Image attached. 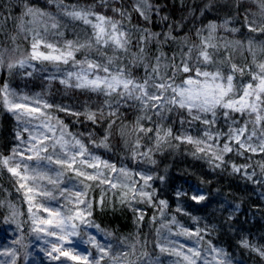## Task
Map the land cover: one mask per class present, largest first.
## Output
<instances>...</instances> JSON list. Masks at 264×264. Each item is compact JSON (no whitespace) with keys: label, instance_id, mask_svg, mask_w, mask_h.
<instances>
[{"label":"trees","instance_id":"obj_1","mask_svg":"<svg viewBox=\"0 0 264 264\" xmlns=\"http://www.w3.org/2000/svg\"><path fill=\"white\" fill-rule=\"evenodd\" d=\"M210 2L212 7L206 9L205 6ZM148 3L151 9L149 18L145 19L135 10V0H64L66 5L90 8L97 14L120 21L128 34L129 44L126 49H114L112 46L83 49L75 53V60L83 61L87 57L104 64L108 58H112L113 63L109 65L112 70L123 68L132 78L143 82L146 73H151L157 57H160V72L172 77L173 69L169 67L166 70L164 65H179L189 49H192V63H197L201 41L209 35L207 26L210 23L220 25L227 19L230 21L228 27L238 31L230 32L218 27L211 41L218 47L209 49L213 62L205 65L200 61L198 66L210 71L220 68L227 75L235 64L244 70L243 75L236 72L235 82L244 85L252 82V73L258 71L257 65L264 63V32L259 30L264 28V10L260 0H148ZM27 7L40 9L56 17L60 25L58 30H53L51 21L46 18V24L39 26L40 30L48 28L44 33L53 43H85L92 37L91 26L64 16L57 4L49 3V0H0V58L4 61L0 65V88L6 83L17 97L39 95L43 103L52 105L47 108L50 116L62 122L90 153L115 165L117 169H127L131 174L129 181L118 172L104 169L106 177V173L110 171L113 182H135L137 186H141L143 181L135 175L138 172L164 177L163 181L156 178L149 182L152 187L146 190H155L154 202L149 205L137 201L122 203L121 194L127 189L111 188L109 184H101L99 180H84L83 177H77L74 171H69L63 180H71L77 185L75 187L85 193L84 200L92 205L89 219L98 226L97 242L105 247L111 245L113 255L127 253L123 264L136 260L144 251L154 257L159 256L162 264H173L171 256L160 253L156 247L157 242L161 243L167 233L166 228L161 229V225L173 223L189 233L199 231V236L193 238L201 252L216 248L226 253L231 264H264V258L241 244L242 240H247L250 245L264 247V179L253 176L252 180H248L245 170H232L233 164L242 166L252 163L256 168V157L260 155L254 157L243 150H240L242 154L232 151L224 154V163L220 167L210 164L208 156L203 153L194 155L193 144L175 137L206 139L204 129L200 121H192L187 110L179 108L166 112L163 120L149 112L151 120H140L144 128L153 129L147 134L136 130L137 119L142 113L134 101H128L127 105L120 107V118L116 119L110 129L109 123L115 118L107 116V108L104 109L105 118L99 119L98 116L95 124L84 115L75 116L69 111L60 110L98 112L105 97L88 90L67 87L60 83L59 78H51L54 72L70 68L71 61L69 64L35 61L31 69L16 67L9 71V62L24 59L31 52L33 33L43 22L26 15ZM113 9H120L125 15L121 16ZM248 24L256 31H250ZM57 31L63 35L55 34ZM166 35L172 38L165 40ZM249 40L253 41L251 49ZM236 41L241 43L237 44ZM29 72L32 74L28 75ZM188 75L190 74L176 73L175 82L182 83ZM233 114L237 116L239 113ZM239 118L241 119V115ZM18 122L0 98V252L11 249L16 253L15 264H25L36 248L33 221L24 189L20 188L22 180L19 176H13L2 163L3 159L9 157L14 161L20 160V157L13 155ZM219 122L221 120L217 124ZM157 124L172 130V137L159 147L156 144ZM105 135H108V147H97ZM137 141L139 148L136 147ZM225 142L229 143L226 138L221 137L213 145L214 149L219 150ZM208 143L212 144V141L209 140ZM232 146L236 148L235 145ZM140 153H148V156H141ZM85 185L88 187L85 188ZM178 189L188 195L177 198ZM194 192L203 193L206 199L197 203L191 199ZM160 200L167 201L164 215L158 210ZM236 205H240L239 210L229 219V212ZM177 208L181 210L177 211ZM141 213L142 220L139 219ZM157 229L161 231L158 233ZM17 240L20 243H15ZM100 255L89 244L90 259ZM58 257L59 259L46 258L38 254L36 264H81L68 257ZM4 261L10 262V257L0 255V264ZM101 264H111V261L106 257Z\"/></svg>","mask_w":264,"mask_h":264},{"label":"snow or ice","instance_id":"obj_2","mask_svg":"<svg viewBox=\"0 0 264 264\" xmlns=\"http://www.w3.org/2000/svg\"><path fill=\"white\" fill-rule=\"evenodd\" d=\"M49 3H56L58 8L64 16H67L73 21H80L84 25L91 26L93 29L92 37H90L85 43H79L77 41H66L63 48L58 47L52 43L47 42L38 32L33 33L32 51L24 59H20L16 62H9L7 68L11 71L13 68L19 67L21 69L25 67H32L29 63L32 61L40 62H52V63H63L69 64L72 62L73 67H79L78 71H69L66 74L65 79H61L60 83L67 87H74L77 89L88 90L94 93L101 94L105 97L102 107L98 112L86 110L84 113L71 112L68 109H60L62 111H69L70 114L75 116L84 115L92 123H97L99 119L105 118L104 109L107 108V116L114 117L109 123V129L112 124L116 122V119L120 118V107L127 105L128 101H134L139 106V110L142 113L137 119L138 132H152L151 128H144L140 124V120L148 119L151 120V116L148 115L151 112L153 115L159 117L161 120L165 118L166 112H171L175 108L187 110L192 121H200L201 123L208 125L209 128L213 127L216 123V116L218 109H224L223 115L226 120H231L229 124L228 132L215 133L205 131L206 139H198L191 136H176L175 139L186 141L187 143L195 146V154L203 153L208 156L209 163L214 164L215 167H220L224 163V154L236 151L237 154H242L240 150L251 153H264V63L257 65L258 71L252 73V82L244 85L243 83H237L234 80L236 72L244 74V70L238 68L235 64L232 65L231 71L225 75L220 68H217L214 72L203 70L198 66L199 62L207 65L212 63V53L209 49H217V45L211 41L214 39V34L218 27L224 28L226 31L237 32L238 29L229 28V20H225L222 24L217 25L210 23L207 28L209 35L203 38L201 41V50L196 60L197 63H192V49L184 54L179 65L173 63L172 65L165 64L164 67H171L173 69V76L168 77L160 72V57H157V63L152 67L151 73H146V78L143 82L137 81L131 77L130 73H126L123 68H118L113 71L109 65L113 63L112 58H108L104 64L89 60L87 57L83 61L75 60V53L83 49H91L93 47L101 48L104 46H112L114 49H126L129 40L128 34L120 23L112 18L105 17L103 15L93 12L90 8H78L75 5L69 6L64 4V0H49ZM261 8L264 10V0H260ZM206 9L211 8V2L205 6ZM135 10L139 12L145 19L149 18V11L151 6L148 0H137L134 6ZM115 12H119L121 16L125 13L120 9H113ZM26 15H31L34 18H39L42 21H51V28L58 30L60 25L56 17L52 16L48 12L40 9L31 7L26 8ZM94 17V20H93ZM250 31H256V29L248 24ZM264 32V28L259 29ZM48 28L45 27V32ZM198 30V34H199ZM57 35H63V33L56 32ZM151 34H149V37ZM146 37V38H149ZM170 35L165 36V40L171 39ZM94 41V43H93ZM237 44L241 43L236 41ZM249 48L251 49L253 41H248ZM49 49L48 52L40 51V47ZM227 46V45H225ZM264 50V49H262ZM4 63L3 59L0 58V65ZM147 68V65L145 66ZM194 75H191L193 73ZM189 73L180 84L175 82L176 73ZM100 73H103L101 75ZM31 75L32 73H27ZM75 83H72V81ZM152 89V90H150ZM170 93V94H169ZM242 93V94H240ZM115 97V99H113ZM0 98H2L3 105L9 112L16 117L18 121L23 122L25 127L22 129L24 132H28L27 147L24 151L13 150L14 156L22 157L20 161H14L12 157L3 159L2 163L7 166L8 171L13 176H19L21 180L27 182L31 180L34 187H27V193L42 192L45 197L55 199V196L51 191H45L41 189V186L37 181L47 180L49 184L56 185L59 181L58 178L63 175V171L56 173L57 179H53L49 173L39 165L37 167H31L30 164L24 163L23 160L27 161H38L42 164L56 165L60 169H67L74 171L77 177H83L84 180L96 181L99 180L101 184H109L111 188L122 187L127 191L122 192L121 201L130 203L131 201H137L140 203L153 204L155 197V190L148 191L151 189L150 181L158 178L161 181L164 180L163 176L153 177L144 173H136L143 181V185L137 186L135 182L120 184L113 182V178L106 177L103 169H109L111 172H118L120 176L131 181V174L125 168L117 169L115 165L108 163L107 161H101L99 157L90 153L86 146L80 139L73 137L71 140L66 139V136L70 135L66 131V126L62 122L57 121L54 125L51 123L52 117L47 116V120L41 121L40 124L31 125L33 120L39 119L36 115H47L41 113L39 107H29L27 104L18 102L29 99L28 97H17L16 93L12 92L8 84H4L0 88ZM36 103H40L36 101ZM43 107L50 108L52 105L44 103ZM22 110V111H20ZM231 113H240L241 116H247L248 119L244 121L243 126L236 127L238 123L233 119ZM211 114L212 119H208L207 115ZM254 116V119H253ZM184 121H181L183 123ZM249 125H252L249 130ZM52 133L50 137L47 133ZM156 132V144L159 147L161 144L168 142L169 138L172 137L171 128H164L162 124H157L155 128ZM58 133V135H57ZM17 139H21V132H17ZM221 135H226L229 141H234L239 148H234L230 143L225 142L223 147L219 150L214 149L213 145L219 140ZM54 137V140H53ZM215 137V138H214ZM53 140L51 148L55 152L57 146H59V152L62 155H51L49 153V146L45 143L46 141ZM211 140L212 144L208 141ZM108 135H105L103 140L97 145V147H108ZM23 143V141H22ZM136 147L139 148V141H137ZM151 151V150H150ZM25 152L32 153L31 155L25 156ZM136 153L134 152V158ZM141 156H148V153H140ZM79 158V159H78ZM218 161V163H217ZM155 163V161H151ZM79 163L85 165L87 168H92L95 171L88 173L85 170L74 168V165ZM14 164V166H11ZM250 165L237 166L232 165L234 172H240L242 169H247ZM262 172H264V164L260 165ZM255 173L246 174L248 180H252ZM83 183V181H81ZM258 182V181H257ZM25 183L20 184V188L24 189ZM88 185H85L87 188ZM67 189L61 190V195ZM80 191H76L77 204L86 205L84 209H77L74 215H62L59 211H51L42 204H38L37 208H42L43 211L48 212L50 217H57L55 221L52 219H39L34 218L33 224L48 225L50 229L58 228L59 232L54 230H47L40 227H34L33 232H44L48 236H56L61 245H52V252H60L61 256L68 257L74 261H80L81 264H101V261L106 257L111 261V264H123V258L127 256V253H111V245L107 247L97 242L94 236H88V239L84 241L85 244H91L94 246L101 255L98 258L90 259L89 255H81L74 249L62 250L63 244L74 243L70 238L78 237L80 235L79 225L74 223V219H78L81 224L87 223L88 226H93L86 220V217L91 215V203L80 199L82 195ZM131 194V195H130ZM188 195L187 192L177 190V198ZM191 199L197 203L204 201L206 196L203 193L192 194ZM240 205H236L229 212V219L233 218V213L239 210ZM167 208V201L160 200L158 210L161 215H164V210ZM181 209L177 208V211ZM31 211V209H30ZM139 219H143V213L139 215ZM155 220V217H153ZM7 222V221H6ZM19 228V225H17ZM98 228V226H96ZM168 228V225L162 224L161 229ZM161 229H157L159 233ZM170 231V229H169ZM176 235H185L189 237L199 236V231L189 233L186 229H182ZM167 241V237H164ZM202 239V237H201ZM20 243V240L15 241ZM173 242L168 241V244ZM241 244L243 247L250 248L252 251L257 252L262 258H264V247H256L250 245L247 240H242ZM156 247L160 253H167L174 255L178 258L175 264H197V260L201 259L203 253L198 248L188 247L186 252L183 251L184 245H179V248L175 246H167L157 242ZM134 248V246H133ZM211 251L215 253L213 259L216 260L217 264H231V261L227 258L226 253L221 249L212 248ZM74 253V254H73ZM0 255L9 256V261H4L2 264H15L16 253L11 249H6L0 252ZM51 255V253H49ZM219 257V259H217ZM59 259V257H54ZM127 264H162L159 256H153L147 251H144L140 257H137L134 261H128ZM204 264H208V261H204Z\"/></svg>","mask_w":264,"mask_h":264},{"label":"rangeland","instance_id":"obj_3","mask_svg":"<svg viewBox=\"0 0 264 264\" xmlns=\"http://www.w3.org/2000/svg\"><path fill=\"white\" fill-rule=\"evenodd\" d=\"M135 3H137V0H135ZM38 20V19H37ZM41 20V19H39ZM94 20V17H93ZM44 22V21H43ZM41 23L38 25V27H36L35 32L40 33V35L49 43H52L54 45H57L60 48H63L65 45V42L62 43H53L52 40H50L49 36L46 35L44 32L45 29L40 30L39 26L43 27L44 23ZM92 33H93V29L91 27ZM34 32V33H35ZM33 39H32V43H33ZM31 51H32V47H31ZM40 51H44V52H48L49 49L43 47V45H41L40 47ZM80 61V60H77ZM35 61L30 60L29 63L32 65L33 67V63ZM70 68H66L65 70H58L56 72H54V74H52L51 78L53 77H57L59 78V80L61 81V79H65L66 78V74L69 71H78L79 67H73L72 64H70ZM32 67H25L24 69H31ZM203 70L209 71V72H214V71H210L209 69H204ZM114 71V70H113ZM101 75H103V73H100ZM191 75H194V73H192ZM72 83H75V81L73 80ZM170 94V93H169ZM23 97H28V96H23ZM29 99L27 100H23V101H18V102H22L27 104L29 107H39L41 109V113L43 114H47V115H41L40 113L36 114L39 116V119L33 120L31 122V125H29V127H32L34 125H38L41 123V121L47 120V116H50L49 112L47 111V108L43 107L44 103L41 99V97L39 95H34L33 97H28ZM36 101H39L40 103H36ZM22 111V110H20ZM225 110L224 109H218L217 110V116L215 118L216 123L213 127L209 128L208 125H205L202 123V128L204 129V133L205 131H210L213 134L219 132V133H223L226 134L228 132V128H229V124L232 123L231 120H226L223 112ZM233 119H235L238 123L235 125L236 127L239 126H243L244 121L248 119L247 116H241V119L239 118V116L241 115L240 113L235 116L233 113H231ZM208 119H212L211 114L207 115ZM254 119V116H253ZM221 120V123L219 122V124H217V121ZM52 124H56L57 120H55L54 118H52L51 120ZM25 127V125L23 124V122L19 121L16 124V134L18 131L21 132V139L18 140L17 139V135H16V150L18 151H24V149L27 147V140H28V132H24L22 131V129ZM249 130H251L252 125H249ZM67 133L70 134L68 136H66V139L71 140L73 137L77 138L74 134H72L71 132H69L66 129ZM50 137H52V133H47ZM58 135V133H57ZM221 137L226 138V141H229L227 139L226 135H221ZM215 138V137H214ZM219 138V139H220ZM78 139V138H77ZM54 140V137H53ZM53 140H49L46 141L45 143L49 146V153L51 155H62V153L59 152V146H57L56 151L54 152L53 149L51 148V144L53 142ZM23 141V143H22ZM230 144L235 145L236 148H239V146L237 144H235L234 141H229ZM250 153L252 156L255 157V155H260L258 157H256L257 159V164H256V168H254L252 163H246L244 165H250V167H248L247 169H243L245 170V173L247 174H252L255 173V177H259L264 179V172H262V169L260 167L261 164H264V153ZM32 153H28L25 152V156L27 155H31ZM93 154V153H92ZM96 156V155H95ZM20 157V156H18ZM97 157V156H96ZM79 159V158H78ZM100 159V158H99ZM20 160H22V157H20ZM19 160V161H20ZM101 160V159H100ZM102 161V160H101ZM24 163L30 164L31 167H37L38 165L40 167H42L44 170H46L49 175L53 178V179H57L56 173L58 171H63V175L60 176L58 178V183L56 185H52L49 184L47 180H42V181H37V183L40 184L41 189L45 190V191H51L53 193V195L55 196V199H52L50 197H45L42 192H34V193H27L26 189L27 187H34L33 182L31 180L25 182L22 180V183L26 184V187L24 188V194H25V200L28 204V208L30 211V216L32 218V221L34 218H39V219H52L53 221H55L57 219V217H50L48 212H45L42 210V208H37L38 204H42L43 206L47 207L49 210L51 211H59L62 215H74L75 211L77 209H84L86 205L84 204H77L75 203L76 201V196L75 193L76 191H80V189H78L77 185H74V183L70 180L67 182H65L63 179L65 177V175L69 172V170L67 169H60L58 168L56 165H47V164H42L41 162L38 161H27L26 159L23 160ZM74 168L77 169H82L85 170L86 172H94L95 170L92 168H87L85 165H80L79 163H77L76 165H74ZM101 170L105 171L103 169V165H101ZM110 171H108L107 177H111V175L109 174ZM113 178V177H112ZM67 184H65V183ZM62 189H67L69 191H65L63 193V195H61V190ZM80 199L84 200V196L82 195L80 197ZM86 220L88 222H90L93 226H88L87 223L81 224L80 221L78 219H74L73 222L77 223L79 225V232L80 235L78 237H72L70 238L71 240L74 241V243L72 244H68V243H64L63 244V248L62 250H67L69 248L74 249L76 252H79L81 255H89V244H85L84 241L88 239V236H94L95 238L99 235V230L96 227V225L89 219V216L86 217ZM34 227H40V228H44L47 230H54L56 232H59L58 228L55 229H50L48 225H42V224H33ZM170 229V231H169ZM182 229L178 228L177 225L170 223L168 225V228H166L167 233L164 235V237H167V241L164 239L161 241L162 244H166L167 246L171 247V246H175L177 248H179V245H184L185 248L183 249V251L186 252L188 247H192V248H198L199 246L196 242V240L193 237H189V236H185V235H176V233L180 232ZM168 241L173 242L172 244H168ZM56 244L58 246L61 245V241L58 240V238L56 236H48L45 235L44 232H35V252L33 253V255H31L29 258H27L26 263L25 264H36V257L37 255H41L44 256L46 258H54V257H58L61 256L60 252H52V245ZM200 250V249H199ZM37 252V253H36ZM49 253H51V255H49ZM203 253V256L201 259L197 260V264H204V261H208V264H217L216 260L213 259V256L215 255V253H213L211 250H205ZM74 254V253H73ZM173 261V264H175V262L178 260L177 257H175L174 255H170ZM217 259H219V257H217ZM71 260V259H70ZM73 261V260H72Z\"/></svg>","mask_w":264,"mask_h":264}]
</instances>
